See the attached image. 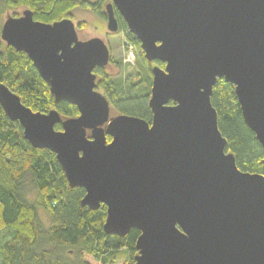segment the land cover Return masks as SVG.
Returning <instances> with one entry per match:
<instances>
[{"label": "water", "instance_id": "water-1", "mask_svg": "<svg viewBox=\"0 0 264 264\" xmlns=\"http://www.w3.org/2000/svg\"><path fill=\"white\" fill-rule=\"evenodd\" d=\"M115 11L145 60L164 63L151 68L150 122L110 115L94 73L111 59L102 38L79 39L70 17L43 22L28 8L6 17L0 37L78 115L32 111L0 81L1 108L85 190L81 206H106V234L139 231L135 264H264V174L237 167L210 100L217 79L232 83L264 151V0H110L112 33Z\"/></svg>", "mask_w": 264, "mask_h": 264}, {"label": "trees", "instance_id": "trees-1", "mask_svg": "<svg viewBox=\"0 0 264 264\" xmlns=\"http://www.w3.org/2000/svg\"><path fill=\"white\" fill-rule=\"evenodd\" d=\"M103 1L0 0V8L23 6L33 12L34 19L51 23L71 18L70 10L77 6L90 8L105 19ZM118 19L119 30L139 46L120 15ZM85 26V22L77 24ZM140 55L146 70L137 80L115 81L104 67L95 68L96 89L107 97L114 114L150 122L151 68L163 67L164 63L148 62L142 52ZM0 81L32 111L55 109L62 119L78 115L74 105L55 102L48 84L27 55L7 44L0 48ZM210 100L219 130L226 139L225 150L233 153L237 167L244 172L264 174V151L243 120L234 85L217 79ZM55 129H62L60 123ZM30 189L35 191L32 200L28 198ZM84 194L81 187H69L55 154L33 148L23 137L20 124L11 121L0 106V232H6L0 240V264H135L139 231L131 229L124 237L106 234V206L101 204L96 210L81 206ZM40 208L50 220L48 226L39 216Z\"/></svg>", "mask_w": 264, "mask_h": 264}, {"label": "rangeland", "instance_id": "rangeland-1", "mask_svg": "<svg viewBox=\"0 0 264 264\" xmlns=\"http://www.w3.org/2000/svg\"><path fill=\"white\" fill-rule=\"evenodd\" d=\"M90 2H96L97 0H88ZM110 0H104L102 3V10L104 11V3ZM25 7L14 8H0V30L2 24L8 15L19 16ZM71 19L76 25V31L79 39H89L91 37H100L104 40L110 49V55L113 62L104 67L106 74L111 76L115 81L120 78L123 81L127 79L137 80L146 70V65L141 59V49L137 46L132 37L128 36L126 32L118 30L115 33L110 32L106 27V18H102L93 12L90 8L74 7L70 10ZM78 22H85V27H77ZM6 44L0 37V48ZM130 55V59L127 56ZM110 115H116L110 111ZM35 191L30 189L28 192V198L34 199ZM39 216L45 226L50 224V220L46 213L40 208L38 209ZM6 236V232H0V240Z\"/></svg>", "mask_w": 264, "mask_h": 264}, {"label": "flooded vegetation", "instance_id": "flooded-vegetation-1", "mask_svg": "<svg viewBox=\"0 0 264 264\" xmlns=\"http://www.w3.org/2000/svg\"><path fill=\"white\" fill-rule=\"evenodd\" d=\"M109 1H106L105 3H104V8H105V5L108 3ZM104 14L106 15V13H105V10H104ZM115 15H116V17H117V19H118V16H119V14L115 11ZM106 22H107V20H106ZM118 22H119V19H118ZM119 27H120V25H119Z\"/></svg>", "mask_w": 264, "mask_h": 264}, {"label": "built area", "instance_id": "built-area-1", "mask_svg": "<svg viewBox=\"0 0 264 264\" xmlns=\"http://www.w3.org/2000/svg\"><path fill=\"white\" fill-rule=\"evenodd\" d=\"M127 59H130V55L127 56Z\"/></svg>", "mask_w": 264, "mask_h": 264}]
</instances>
